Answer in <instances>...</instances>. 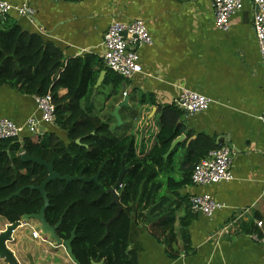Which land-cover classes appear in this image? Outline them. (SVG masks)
Instances as JSON below:
<instances>
[{"label":"crops","instance_id":"obj_1","mask_svg":"<svg viewBox=\"0 0 264 264\" xmlns=\"http://www.w3.org/2000/svg\"><path fill=\"white\" fill-rule=\"evenodd\" d=\"M7 1L29 3L36 10L35 18L31 21L11 11L0 17V26L10 20L24 31L42 35L60 47L65 63L86 55L103 62V37L111 23L145 21L154 43L139 49L143 71L124 79L116 95L112 85L103 84L108 72L102 69L106 74L101 86L82 101L119 137L134 135L140 157L156 143L161 107L176 106L186 89L211 100L209 109L196 115L187 116L178 107L184 112L181 136L185 139L170 146L164 155L165 160L171 156L167 170L159 177L160 192L170 195L177 207L174 221L154 212L155 222L133 219L128 251L136 254L138 264H264V244L248 232L250 224L264 222V123L260 119L264 67L253 30V0H242L243 8L233 15L229 32L216 27L212 0ZM125 98L128 107L120 108L119 122L113 112ZM32 116H41L33 95L22 92L19 85H0V118L24 125ZM39 129L70 143L67 132L56 124H42ZM200 135L231 150L232 181L201 186L190 180L187 148ZM184 141L185 146H178ZM185 179V185L176 186ZM205 193L224 206L211 217L191 208V197ZM24 223L13 231V242L7 243L18 264H80L49 236L45 241L34 239ZM28 223L39 229L37 220ZM8 225L0 216V233ZM257 229L253 233L261 234ZM93 262L104 264L103 260Z\"/></svg>","mask_w":264,"mask_h":264},{"label":"trees","instance_id":"obj_2","mask_svg":"<svg viewBox=\"0 0 264 264\" xmlns=\"http://www.w3.org/2000/svg\"><path fill=\"white\" fill-rule=\"evenodd\" d=\"M3 25L0 26V85H19L22 92L33 96L51 92L56 104V125L67 132L70 143L67 145L57 134L48 132L0 140V216L15 224L27 214L39 213L44 204L41 193L33 189H25L21 195L8 199L22 187L40 185L48 176L45 167L23 161L22 153L53 162L55 171L61 176L82 173L90 178L105 164L99 182L106 190L117 182L124 161L127 170L120 197L123 210L110 225L108 234L106 223L115 216L117 205L112 203L110 193L101 195L95 182H50L46 187L50 200L46 218L55 226L63 217L57 234L64 241L70 239L76 229L72 248L80 264H91V260H103L104 264H138L136 254L128 251L133 219L147 218V211L155 205L152 212L174 221L177 207L170 195L160 192L162 181L159 177L167 170L171 158L165 160L164 155L183 133L184 112L174 104L159 109L156 143L147 155L140 157L134 135L119 137L108 122L92 115V109L82 104L84 99L91 97L102 69L108 72L103 84L112 85L116 95L125 81L121 76L92 55L65 63L60 47L46 41L42 35L24 31L10 20ZM218 148L206 135L191 142L186 153V161L191 164L190 180L195 166L211 150ZM186 183L185 179L176 186ZM186 227L184 222L182 232L185 233ZM249 227V233L258 231L257 223Z\"/></svg>","mask_w":264,"mask_h":264},{"label":"built area","instance_id":"obj_3","mask_svg":"<svg viewBox=\"0 0 264 264\" xmlns=\"http://www.w3.org/2000/svg\"><path fill=\"white\" fill-rule=\"evenodd\" d=\"M253 5V30L259 47L261 64L264 67V0H253ZM212 8L216 27L223 32H229L232 17L243 8V1L212 0ZM11 11H16L18 15L27 17L31 21L35 18L36 13V10L27 2L13 5L7 0H0V17L5 18ZM153 43V37L144 20H135L130 23L113 22L103 37V45L106 50L103 55V63L107 69L123 79H132L143 71L139 49ZM126 95L127 93H124V96ZM34 100L37 110L40 112V118L29 117L24 125H18L8 118H0V140L20 139L24 133L40 134L42 131L39 127L42 124H56V104L52 93L34 96ZM175 104L189 116L209 109L211 100L202 94L186 89L176 99ZM260 119L264 123V112ZM231 163V150L228 147L213 149L195 166L191 180L194 184L201 186L232 181ZM223 207L222 203L207 193L191 197L192 210L201 212L208 217ZM23 225L30 228L34 239L45 241V235L39 229L32 227L28 222ZM257 227L260 229L261 235L252 233L250 236L264 244V222L258 221Z\"/></svg>","mask_w":264,"mask_h":264},{"label":"water","instance_id":"obj_4","mask_svg":"<svg viewBox=\"0 0 264 264\" xmlns=\"http://www.w3.org/2000/svg\"><path fill=\"white\" fill-rule=\"evenodd\" d=\"M1 18H4V17H1ZM105 74H106L105 71L102 72L101 75H100V77L98 78V80H97V82L95 84V87L93 89V94L94 95L96 94L97 89L101 86ZM121 107H128V98H125L114 109L113 115L116 117V119L119 122L121 121L120 120V115H119V110H120ZM183 139H185V136L184 135L176 138L173 141L171 147H174L178 142H180ZM77 142L80 143L79 140ZM21 157H22V160L25 161V162H31V163L37 164L39 166L45 167L46 170H47V172H48V176H47L46 180H44L40 185H38V186L29 185V186L22 187L18 192H16L13 195H11L8 199H11L13 197H16V196L21 195V193L25 189L38 190L41 193V196H42V198L44 200L43 206L41 207L39 213L25 215L22 218V221L21 222H28L30 219L37 220L40 223L39 230L41 231V233L43 235H45V236H49L52 240H54L59 245L65 246L66 249H67V251H68V254L71 257V259L75 263H78V260H77L76 256L74 255L73 248H72V242H73V240H74V238L76 236V229L73 230L70 239L64 241V240L60 239V237L57 234V229L60 226V224L62 223V218L63 217L61 218V220L59 221V223L57 225H55V226L50 225L48 223V221H47V218H46V209L50 205V200H49V197H48V192L46 190V187H47V185L50 182L55 181V180L66 181L68 183L69 182H72V181H82L84 183L95 182L96 185L100 189L101 195H104L106 192L107 193H110L111 196H112V198H113L112 203L115 204V205H117V212H116L115 216H113L106 223L107 234H108V230H109L110 225L117 218H119V216H120V214H121V212L123 210L122 206L120 205V197H121V195L123 193V190H124V187H121V184H122V181H123L124 174H125V172L127 170L126 167H125V162L124 161L122 162V169H121V172L119 174L118 180L115 183V185L112 188L106 190L104 188V186L99 182V177H100V174H101V172H102L105 164H103L101 166L98 174L95 175V176H93V177H90V178L84 177L82 175V173H79L77 176H73L72 177V176H69V175L61 176L59 173H57L55 171L53 162H47V161L43 160L42 157H30V156H28L25 153H23ZM120 187H121V189H120V191L118 193L117 190ZM152 208H153V206L149 208V210L146 213V216H147L148 220H150L152 222H155V221L158 220V218L152 217ZM21 222L8 225L7 228H6V230L4 232L0 233V262H3L4 264H18L17 261H16V259H15V257H14V255H13V253H12V251H10L8 249L7 243L8 242H13V240H12L13 231L16 228H18V226L20 225ZM92 264H100V263L93 262Z\"/></svg>","mask_w":264,"mask_h":264},{"label":"rangeland","instance_id":"obj_5","mask_svg":"<svg viewBox=\"0 0 264 264\" xmlns=\"http://www.w3.org/2000/svg\"><path fill=\"white\" fill-rule=\"evenodd\" d=\"M93 113H94V114H98V112H95V111H94Z\"/></svg>","mask_w":264,"mask_h":264}]
</instances>
